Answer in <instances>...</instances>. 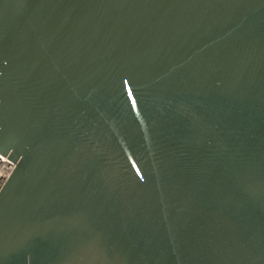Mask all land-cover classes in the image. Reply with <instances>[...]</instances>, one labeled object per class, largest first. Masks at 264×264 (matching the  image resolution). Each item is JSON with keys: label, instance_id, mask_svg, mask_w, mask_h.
Listing matches in <instances>:
<instances>
[{"label": "water", "instance_id": "1", "mask_svg": "<svg viewBox=\"0 0 264 264\" xmlns=\"http://www.w3.org/2000/svg\"><path fill=\"white\" fill-rule=\"evenodd\" d=\"M0 264H264V0H0Z\"/></svg>", "mask_w": 264, "mask_h": 264}, {"label": "built area", "instance_id": "2", "mask_svg": "<svg viewBox=\"0 0 264 264\" xmlns=\"http://www.w3.org/2000/svg\"><path fill=\"white\" fill-rule=\"evenodd\" d=\"M7 157L0 155V186L3 185L14 168V164Z\"/></svg>", "mask_w": 264, "mask_h": 264}]
</instances>
